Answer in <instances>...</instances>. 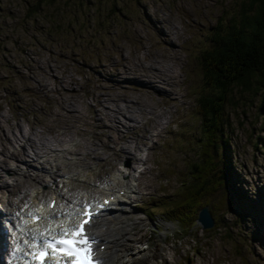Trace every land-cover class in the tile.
<instances>
[{
  "label": "rangeland",
  "instance_id": "1",
  "mask_svg": "<svg viewBox=\"0 0 264 264\" xmlns=\"http://www.w3.org/2000/svg\"><path fill=\"white\" fill-rule=\"evenodd\" d=\"M243 1L0 0V213L15 215L31 187L78 174L76 197L99 196L105 182L132 188L101 217H114L123 237L116 264L143 255L150 264H264L263 95L235 89L223 106L218 163L226 153L244 215L234 204L227 230L191 237L147 211L175 197L198 159L206 90L197 57L240 21Z\"/></svg>",
  "mask_w": 264,
  "mask_h": 264
},
{
  "label": "trees",
  "instance_id": "2",
  "mask_svg": "<svg viewBox=\"0 0 264 264\" xmlns=\"http://www.w3.org/2000/svg\"><path fill=\"white\" fill-rule=\"evenodd\" d=\"M197 62L206 90L196 108L204 133L198 159L191 163L175 197L152 207L159 211V216L170 215L180 232L191 237L200 229L196 221L204 207H208L214 230L229 228L223 226L224 215L232 211L234 204L240 207V216L245 213L243 204L249 207L245 200L243 204L234 202L233 195H242L229 176L232 164L227 154L224 153L222 166L218 162L223 158V143L224 149L227 145L223 139V128L228 127L223 108L227 95L237 89L264 98V0H244L240 21L233 23L225 34L220 29L215 32Z\"/></svg>",
  "mask_w": 264,
  "mask_h": 264
},
{
  "label": "snow or ice",
  "instance_id": "3",
  "mask_svg": "<svg viewBox=\"0 0 264 264\" xmlns=\"http://www.w3.org/2000/svg\"><path fill=\"white\" fill-rule=\"evenodd\" d=\"M87 208L86 205L82 213L87 218L81 224L65 229L52 238L34 237L33 243L29 245L36 250L29 253L33 260L39 259V264H104L99 256H93V244L99 241L91 235L90 227L86 230V226H90L94 219L93 213ZM51 257L56 259L52 260Z\"/></svg>",
  "mask_w": 264,
  "mask_h": 264
},
{
  "label": "bare ground",
  "instance_id": "4",
  "mask_svg": "<svg viewBox=\"0 0 264 264\" xmlns=\"http://www.w3.org/2000/svg\"><path fill=\"white\" fill-rule=\"evenodd\" d=\"M7 151H9V150H7ZM25 152H26V150H25ZM129 153L131 154L130 151H129ZM127 155H128V153H127ZM8 159H12V158L8 157ZM134 160L139 162V159H134ZM22 161L25 163L24 158H22ZM75 175H78V174H72V176H75ZM115 199H116L115 201L117 202V205H121L126 200V197L116 195ZM12 206L14 209L16 208V205L12 204ZM25 212H26V210H25ZM25 212L19 214L20 215L19 218H21V221L23 223H25V219H24ZM111 217L112 216H109V218L104 217L98 221L96 220L95 223L93 224V227H92V229L96 230V232H99V235H97L96 237H100L102 243H104L106 245V249L103 251V253H101L104 264H116L118 262V260L120 259V257H119L120 254H119V252L117 253V251H113V250H116L115 247H119V243H121L123 241L122 240L123 237L117 232V229L112 227V225L115 223V219H114V217H112V218ZM61 224H62V222L60 221L56 225L58 226ZM116 225L120 229L125 227V223L121 222V220H118L116 222ZM24 228H25V231L27 229L31 230V228H28L27 226L22 227V230ZM128 264H150V257H147V255H143V256H140L134 260L129 259Z\"/></svg>",
  "mask_w": 264,
  "mask_h": 264
},
{
  "label": "water",
  "instance_id": "5",
  "mask_svg": "<svg viewBox=\"0 0 264 264\" xmlns=\"http://www.w3.org/2000/svg\"><path fill=\"white\" fill-rule=\"evenodd\" d=\"M196 223L203 229L208 230L213 227V219L211 218L208 207H204L199 211Z\"/></svg>",
  "mask_w": 264,
  "mask_h": 264
}]
</instances>
